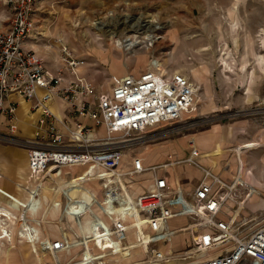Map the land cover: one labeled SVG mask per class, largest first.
<instances>
[{
    "label": "built area",
    "instance_id": "2783aa9c",
    "mask_svg": "<svg viewBox=\"0 0 264 264\" xmlns=\"http://www.w3.org/2000/svg\"><path fill=\"white\" fill-rule=\"evenodd\" d=\"M4 2L12 18L9 28L0 31V114L8 121L9 135L0 138L28 150V201L40 199L47 182L56 184L67 169H84L73 178L86 187L91 183L98 187L91 186L92 198L83 209L80 198H67L68 186L58 190L67 201L64 211L69 202L75 207L74 219L93 218L87 235L41 243L55 264H112L117 251H125L132 231L140 233L139 243L152 248L154 264L175 263L174 253L160 247L171 244L184 230L172 222L185 218L198 230L193 249L182 258L192 262L183 264H264V224L244 235L220 217L227 200L225 190L233 192L236 187L204 169L197 148L179 162L204 171L190 197L171 184L172 161L147 166L136 152L168 135L173 130L167 127L180 123L192 111L198 90L190 79L181 73H163L155 62L139 76H112L109 90L98 92L83 74L85 60L73 56L68 48L62 51L60 65L51 69L26 46L42 34L37 32L41 0ZM16 98L29 103L37 115L30 138L18 136ZM73 246L83 247L80 257L61 263L57 256ZM209 253L218 254L200 259Z\"/></svg>",
    "mask_w": 264,
    "mask_h": 264
},
{
    "label": "rangeland",
    "instance_id": "374dc122",
    "mask_svg": "<svg viewBox=\"0 0 264 264\" xmlns=\"http://www.w3.org/2000/svg\"><path fill=\"white\" fill-rule=\"evenodd\" d=\"M115 1L41 0L37 32L42 34L32 40L34 47L40 49L38 54L53 67L68 48L73 56L85 60L83 74L98 92L109 90L112 76L141 74L152 69L155 62L164 73L188 77L198 90L190 118L185 115L180 123L167 127L172 132L136 152L144 161H151L150 165L172 161L169 176L190 197L204 171L179 162L190 157L192 148H197L201 166L230 187H236L233 192L225 190L227 200L220 217L242 234L250 235L264 224V0H123V4L117 5ZM147 36L154 37L149 48L143 43ZM127 40L141 43L131 50L115 47L117 41L124 44ZM249 144L255 146L241 149ZM216 150L221 155L208 158ZM167 152L171 154L167 156ZM211 161L216 162V168ZM84 171L67 169L56 184L47 182L44 191L50 190L49 197L63 205L58 216H48V221L43 222L48 210L44 197L35 220L27 211L18 214L19 218L14 215L11 241L0 237V264H4L7 250L12 253L7 255L10 260L5 264H55L54 257L41 243L80 237L81 230L74 227V221L64 211L65 196L52 191L60 190L59 185ZM92 185L98 189L94 183L87 188ZM251 187L256 193L248 197ZM24 217L44 239L37 244L41 262L17 248L27 244L18 239ZM172 223L184 230L177 233L171 244L160 248L174 253L177 262L172 264L192 262L182 258L193 249L198 228L192 227L187 218ZM151 249L144 251L140 247L132 260L121 264H154ZM82 252L83 247L73 246L57 257L61 263H69ZM216 254L199 257L211 258Z\"/></svg>",
    "mask_w": 264,
    "mask_h": 264
},
{
    "label": "crops",
    "instance_id": "0c3cea01",
    "mask_svg": "<svg viewBox=\"0 0 264 264\" xmlns=\"http://www.w3.org/2000/svg\"><path fill=\"white\" fill-rule=\"evenodd\" d=\"M138 2L146 3L144 0H137ZM163 0H156V2H161ZM113 4V3H111ZM117 4H123V0H116L115 5ZM12 18V10L6 6L4 0H0V31L7 30L10 25V21ZM34 42L29 41L26 46L28 48L34 49L37 53L40 52V49H37L38 47H34ZM61 58L58 61V65L56 66H48L51 69H55L57 66L61 63ZM128 75H134L139 76L140 74H127L124 76H118V77H125ZM18 102V122H17V129H18V136L19 137H27L30 138L34 135L35 128H36V121H37V115L33 114L31 112V106L26 101H23L21 98H16ZM63 106L60 108L62 110ZM88 124H92L91 121L85 120ZM8 121L6 117L3 114H0V135H9L8 130ZM217 149V148H216ZM166 152H163L165 154ZM167 156L171 154V152H167ZM142 157V156H141ZM143 159V157H142ZM144 161V159H143ZM154 162V160H152ZM145 165H150L151 161H144ZM162 164V163H161ZM159 165V164H155ZM178 182L179 178H177ZM170 182L173 186L177 182L172 181L170 178ZM29 185V165H28V150L25 147H22L19 144L5 142L0 138V215L3 218L4 216L2 213L8 212V214L12 215L13 219H16L14 215H16L18 218V214H23L26 211L27 205L29 203V198L26 194L25 188ZM47 190V189H46ZM44 191V204L48 205V210L43 215V222L48 221V216L54 215L55 217L58 216L59 210H53L49 206V200L52 201V203H56L57 199L54 197H49L48 194H50L49 191ZM194 191V189H193ZM47 193V194H45ZM52 193H54L52 191ZM57 192L56 194H58ZM78 194L79 197H81V194L79 195L78 192H74ZM189 193V192H187ZM58 202V201H57ZM51 203V204H52ZM35 220V213L34 211L30 210V217L32 219V216ZM14 216V217H13ZM5 219V217H4ZM73 219L71 218V221ZM89 220V219H88ZM183 220V219H182ZM7 221V220H6ZM3 221L2 225H6L8 221ZM74 221V220H73ZM27 224V221L24 222ZM38 223V220H37ZM74 227L78 228L75 221H74ZM9 228L11 229L13 225V221H10L8 224ZM87 225V224H86ZM88 227V225H87ZM131 235H129L130 238ZM3 239V238H1ZM43 238H41V235H39V239H36L37 244H39ZM46 240V239H45ZM60 240V239H58ZM57 241V240H55ZM54 242V241H53ZM18 248V247H17ZM19 251H22L18 249ZM12 253V252H11ZM10 253V254H11ZM6 254L4 253L3 257L6 258ZM8 258V257H7ZM5 264V261H4Z\"/></svg>",
    "mask_w": 264,
    "mask_h": 264
},
{
    "label": "bare ground",
    "instance_id": "6f19581e",
    "mask_svg": "<svg viewBox=\"0 0 264 264\" xmlns=\"http://www.w3.org/2000/svg\"><path fill=\"white\" fill-rule=\"evenodd\" d=\"M151 23H154L151 21ZM153 38L154 37H151V36H147L145 39L146 41L144 40L143 43L146 47L149 48V46H151L154 41H153ZM141 42L138 41V40H135V41H132V40H127V42H125L124 44L120 41H117V45L115 47L117 48H120L122 50H131L133 49L136 45H139ZM158 68L161 72H163L162 68L160 67V65L158 64ZM166 72V71H165ZM164 73V72H163ZM196 104V103H195ZM194 104V106H195ZM193 106V108H194ZM194 110L190 111L186 116L188 117ZM190 118V117H188ZM253 146H255L254 144H249V145H244L243 147H241V149H247V148H252ZM239 149H237L238 151ZM239 152V151H238ZM238 154V153H237ZM221 155V152L220 150H216L215 153L211 156H209L208 158H215V157H218ZM213 166L216 168L217 167V164L216 162L214 161H211ZM239 181V180H238ZM238 183V182H237ZM87 185V184H86ZM62 189L64 188V186H68V190L65 192V194L67 195V198L68 199H73L75 197L77 198H80L81 201H82V204L81 205V209H83L84 207V203L89 201V199L92 198V193L90 192L89 188H87L85 185H84V182L80 181L79 179H75V178H72L71 181H69L68 183H64V185H59ZM59 189L55 190L56 192L54 193H57ZM74 192H78L79 195L81 194V197L78 196H72ZM254 193H256L255 189L251 187V191H250V194L248 195V197H250L251 195H253ZM44 196L42 195L41 198H43ZM41 198L40 199H36V200H32V203H30L31 201H29L28 205H27V208H26V211L27 213L29 212V215H30V210L34 211L35 215L34 217L37 216L38 212H39V207L41 206ZM59 203V204H58ZM68 207L66 206V214H68L69 216H71L72 212L75 211V207H74V204L73 203H69L68 202ZM49 206L51 207V209L53 210H60V201L59 202H56V203H50ZM25 211V212H26ZM2 215L5 217L2 218L1 215H0V237L2 236L3 238H7L8 240L11 241V235L10 234V228L8 225H2L3 221L7 220V221H12V215L7 214L6 213H2ZM32 216V214H31ZM14 217V216H13ZM71 218H73V220L75 221L77 227L81 230L82 233H86V235L88 233H90L91 229H90V225L92 223V216H87L85 217L84 219H81V220H78V219H74L73 216H71ZM61 219V218H60ZM89 219V220H88ZM32 220H34L33 216H32ZM32 220H29V221H32ZM141 219L139 218L138 216V220H137V224L140 225L141 224ZM26 221L25 217L22 219V228L23 230L21 231L20 235H19V238L18 239H21L22 241L23 240H26L27 244L26 245H20V247H18V249L22 250V251H27L28 254H30L34 259H36L38 262H41L42 261V258H41V255L40 253L38 252V248H37V242H36V239H39V232L38 230L36 229H32L28 224H25L24 222ZM9 223V222H8ZM7 223V224H8ZM88 227H87V225ZM24 227L26 229V232L24 230ZM35 233V235L33 234ZM134 235H131L130 238H129V241L130 243H128V246L125 248V251H122L121 250H118L117 253H119V251L121 252L120 254H115L112 258V263L114 264H121V261H130L133 259V254L136 253L137 249H139L141 247L142 250L146 251L147 250V244H144V243H139L138 242V239L140 238V233L139 232H134L133 233ZM135 237V238H134ZM17 239V240H18ZM135 239V241H134ZM8 241V242H10ZM17 242H15V246L17 247L16 245ZM99 245L101 246V248H104V244L103 242L99 241L98 242ZM90 244L88 243V246ZM1 247V245H0ZM1 250V249H0ZM148 251V250H147ZM138 252V251H137ZM5 253H11L10 250H7L5 251ZM9 254H6L9 255ZM54 259V258H53ZM10 258H5L4 261H9ZM55 261V260H54ZM130 263V262H129Z\"/></svg>",
    "mask_w": 264,
    "mask_h": 264
}]
</instances>
